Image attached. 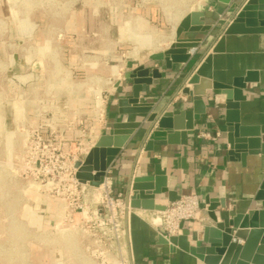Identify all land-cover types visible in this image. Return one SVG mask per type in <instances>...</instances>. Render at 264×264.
I'll return each mask as SVG.
<instances>
[{
	"label": "crops",
	"instance_id": "crops-1",
	"mask_svg": "<svg viewBox=\"0 0 264 264\" xmlns=\"http://www.w3.org/2000/svg\"><path fill=\"white\" fill-rule=\"evenodd\" d=\"M241 1L201 0L197 3L192 11L203 13L200 21L212 26V29L184 35L203 40L194 60L186 66L174 64L171 69H166L164 62L150 61V55L166 51L175 41L176 34L172 32L163 46L152 49L146 56L126 65L120 82L106 95L107 106L103 122L86 120V126L92 127L88 140L94 143L104 135H111L115 129H134L133 135L111 168L115 194L122 193L127 200V185L131 174H151L154 165L159 163L167 171L169 190L176 191L179 195L196 193L201 204L207 209V198L211 201H226L230 207L237 206L239 212L264 207V202L254 201L264 178V155L248 156L245 165L240 161L228 159L229 128L224 120L226 96L221 91L208 89L205 96L197 97L205 102L206 112L202 119L196 122L195 134L188 136L185 145L155 141L152 151L146 150L149 128L147 116L122 114L118 103L120 99L132 94V71L140 65H153L161 69L163 76L158 85H144L141 102H152L158 109L167 108L175 113L193 108L191 97L183 95L181 91L177 93V90L191 74L192 65L203 60L220 35L221 29L231 19L234 13L232 6ZM10 2L6 0L5 3L7 5ZM192 11L189 9L179 21ZM0 16L18 22L15 26L10 25L7 32L5 30L0 33L10 36L7 46H1L2 52L5 53L4 65L7 69L1 84L4 85L5 94L9 99H17L22 104L23 120L37 127L42 119L46 118V113L38 102L39 97L44 94L51 95L56 101L63 97L68 98L72 109H80L90 116L93 94L85 89V79L74 76V71L88 75L103 74L106 70L101 63L105 51L108 50L104 40V24L100 22L105 19L103 12L84 8L73 11L71 8L63 15H52L40 10L32 12L26 8L14 12L7 6L5 11H0ZM109 18L116 20L119 16L114 12ZM52 19L65 20L64 42L60 45L49 40L55 30ZM117 34L120 36L119 27ZM249 69H264V36H227L226 52L214 54V79L229 83L233 77L243 75ZM245 93L248 99L242 102L241 106L243 120L246 123H264V83L249 84ZM55 124L62 129L64 127L67 139H77L76 131L72 127H66V121H57ZM155 129H158L157 125ZM207 131L213 134L218 131L220 137L216 141L199 137L201 132ZM156 202L165 205L168 202L166 193L157 195ZM155 216L156 211L133 209L126 219L131 252L137 263L204 264L177 247L173 250L170 244H161V224L153 222ZM208 224L209 219L204 223L185 221L182 223V229L190 230L195 238L197 232Z\"/></svg>",
	"mask_w": 264,
	"mask_h": 264
},
{
	"label": "rangeland",
	"instance_id": "rangeland-1",
	"mask_svg": "<svg viewBox=\"0 0 264 264\" xmlns=\"http://www.w3.org/2000/svg\"><path fill=\"white\" fill-rule=\"evenodd\" d=\"M0 0V11L7 6L14 12L26 8L52 15H63L71 8L99 10L105 19V43L108 50L102 58L103 74L88 73L74 76L85 79L84 87L93 94L92 113L72 109L65 97L58 101L51 95L39 97L46 118L41 123L64 121L76 131L90 134L86 120L94 119L97 92L106 96L123 70L152 49L163 46L175 34L179 18L201 0ZM117 13L119 19L109 18ZM53 33L49 40L57 45L64 42L65 20L52 19ZM114 23V25H113ZM17 20L0 16V33L8 31ZM55 24V26H54ZM120 28V36L117 28ZM5 33V32H4ZM10 37V36H9ZM7 35L0 34V264H125L118 256L112 239V205L101 191L69 187L64 175L73 161L34 163L24 142L27 128L22 104L9 99L1 84L6 75L5 53ZM13 43V41L11 40ZM10 43V42H9ZM6 51V50H5ZM7 54L8 51H6ZM62 54V53H60ZM61 60V56L59 58ZM105 73V74H104ZM100 97V96H99ZM99 99L98 103L101 104ZM67 106V108H65ZM53 112L57 114L54 115ZM48 114V115H47ZM53 114V116H52ZM67 115V116H64ZM66 118V119H65ZM82 122V123H81ZM61 123V122H60ZM62 125V124H61ZM77 139H73L74 141ZM77 147L72 148L75 155ZM102 187V186H101ZM100 189V188H99ZM104 189V188H103ZM102 190V189H101Z\"/></svg>",
	"mask_w": 264,
	"mask_h": 264
},
{
	"label": "water",
	"instance_id": "water-1",
	"mask_svg": "<svg viewBox=\"0 0 264 264\" xmlns=\"http://www.w3.org/2000/svg\"><path fill=\"white\" fill-rule=\"evenodd\" d=\"M228 2V0H227ZM231 19L220 31L210 51L203 60L192 65V72L177 90L193 100V108L178 113L159 108L152 102H141L144 85H158L163 73L159 67L140 65L130 77L133 80L132 94L119 100L122 114H145L149 128L146 150L154 149L155 141L185 145L189 135L195 134V124L206 112L205 102L197 97L205 96L208 89L219 90L225 96L224 120L229 128L227 135L228 159L246 164L248 156L264 155V123H246L242 118V102L249 84L264 83V69H249L231 82L214 79V54L226 52V38L232 35L264 36V0H242L232 6ZM203 13L190 12L176 28L175 41L164 52L154 53L152 63L164 62L166 69L174 64L189 65L200 50L202 38L184 36L189 33L210 31L212 26L200 21ZM157 125L158 129H155ZM134 129H115L111 135L102 136L84 159L75 163L76 178L91 187H100L107 171L111 169L121 150L130 140ZM166 193L168 201L180 198L178 192L168 189L167 171L162 165H154L151 174H131L127 185V202L132 209L164 211L166 205L156 202V196ZM254 201L264 202V178L254 196ZM210 224L197 232L196 237L184 229L179 236H159L161 244L196 257L204 264H264V207L239 212L237 206L230 207L226 201H211L207 198Z\"/></svg>",
	"mask_w": 264,
	"mask_h": 264
},
{
	"label": "built area",
	"instance_id": "built-area-1",
	"mask_svg": "<svg viewBox=\"0 0 264 264\" xmlns=\"http://www.w3.org/2000/svg\"><path fill=\"white\" fill-rule=\"evenodd\" d=\"M120 80V76L119 79L116 78L112 88H114ZM99 99L102 100L100 105L98 103ZM95 100L97 108L95 115L98 121L102 123L106 113V96L99 91L95 96ZM65 108H67V106H65ZM25 124L26 125H23V127L26 126L27 135L23 146L28 149L27 153L31 154V161L40 164L52 162L66 164L72 160L74 165L71 167L70 172L64 175V179L69 184V187H74L75 190L80 188L82 191H101V194L105 197L107 203L112 205V239L117 244L119 258L124 261L125 264H140L133 259L129 229L126 226V219L133 209L129 206L122 193H114L111 169L107 171L103 183H106V187L102 190L99 188H101L103 184L100 187L95 188L91 187L89 184L81 183L76 178L75 163L84 159L95 145L94 142L88 140V133H83V130H80V137L74 141L67 139L65 137L64 127L62 129L61 126L55 124L54 121H47L46 123L42 122L37 127L31 126L28 123ZM67 126L68 125L66 124V127ZM199 137L216 141L220 137V133L218 131H216L215 134L210 131L201 132ZM73 147L79 149L78 153L75 155L72 152ZM165 205L166 208L164 211H156V216L153 219V222L161 224L159 234L166 238L181 235L183 231L182 223L185 221L204 223L209 219L207 214L208 209L201 204L200 197L196 193L180 195L178 200L173 202L168 201Z\"/></svg>",
	"mask_w": 264,
	"mask_h": 264
},
{
	"label": "bare ground",
	"instance_id": "bare-ground-1",
	"mask_svg": "<svg viewBox=\"0 0 264 264\" xmlns=\"http://www.w3.org/2000/svg\"><path fill=\"white\" fill-rule=\"evenodd\" d=\"M106 187V183L102 185V187L100 189H103Z\"/></svg>",
	"mask_w": 264,
	"mask_h": 264
}]
</instances>
